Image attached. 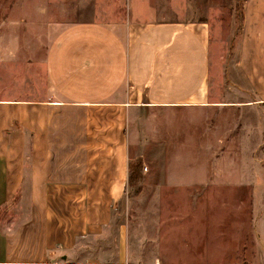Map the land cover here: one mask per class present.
Instances as JSON below:
<instances>
[{
	"label": "rangeland",
	"instance_id": "374dc122",
	"mask_svg": "<svg viewBox=\"0 0 264 264\" xmlns=\"http://www.w3.org/2000/svg\"><path fill=\"white\" fill-rule=\"evenodd\" d=\"M128 20L206 22L226 89L252 101L264 94V0H0V79L15 80L16 63L23 69L48 46L77 36L65 34L70 28ZM117 115L127 164L140 163L122 193L35 198L66 203V229L72 213L75 223L79 217L70 260L264 264V102L210 111L134 107ZM30 201L28 193L12 196L0 221L23 223ZM92 204L97 226L88 224Z\"/></svg>",
	"mask_w": 264,
	"mask_h": 264
},
{
	"label": "crops",
	"instance_id": "0c3cea01",
	"mask_svg": "<svg viewBox=\"0 0 264 264\" xmlns=\"http://www.w3.org/2000/svg\"><path fill=\"white\" fill-rule=\"evenodd\" d=\"M111 23L68 29L65 34L77 36L48 46L23 69L16 63L15 80L0 79V211L12 196L31 195L23 223L0 221V264H124L70 260L79 217L75 223L72 213L66 229V203L35 200L122 193L128 164L117 114L134 107L210 111L264 102V94L252 101L226 89L224 62L216 59L206 22ZM259 75L263 81L264 69ZM91 210L96 205L89 207V226L101 224Z\"/></svg>",
	"mask_w": 264,
	"mask_h": 264
},
{
	"label": "trees",
	"instance_id": "16d2710c",
	"mask_svg": "<svg viewBox=\"0 0 264 264\" xmlns=\"http://www.w3.org/2000/svg\"><path fill=\"white\" fill-rule=\"evenodd\" d=\"M140 170V163L128 164V181H132L138 176Z\"/></svg>",
	"mask_w": 264,
	"mask_h": 264
}]
</instances>
